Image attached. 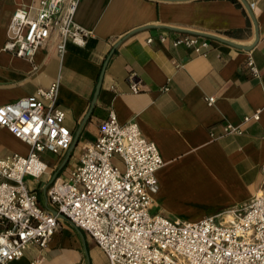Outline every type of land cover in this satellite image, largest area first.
<instances>
[{
  "label": "crops",
  "instance_id": "0c3cea01",
  "mask_svg": "<svg viewBox=\"0 0 264 264\" xmlns=\"http://www.w3.org/2000/svg\"><path fill=\"white\" fill-rule=\"evenodd\" d=\"M31 1L0 0V105L59 80L58 102L74 140L62 154L42 152L49 172L26 177L42 205L49 206L48 187L67 176L111 110L122 123L137 121L159 147L156 212L201 218L240 208L264 191V0H82L76 20L90 32L86 44L68 42L60 56L49 40L33 62L3 49L14 10ZM186 32L209 39L206 54L173 43ZM249 54L258 75L247 65ZM258 109L259 120L243 121ZM229 122L243 132L226 133ZM29 149L0 126V156ZM189 193L193 201L182 197ZM35 259L107 264L93 236L65 218L45 248L30 244L4 264Z\"/></svg>",
  "mask_w": 264,
  "mask_h": 264
},
{
  "label": "built area",
  "instance_id": "2783aa9c",
  "mask_svg": "<svg viewBox=\"0 0 264 264\" xmlns=\"http://www.w3.org/2000/svg\"><path fill=\"white\" fill-rule=\"evenodd\" d=\"M81 1L21 4L12 14L3 49L33 62L49 40L60 56L68 42L85 45L90 32L76 20ZM173 43L203 55L211 46L206 37L187 32ZM247 65L252 74H259L251 54ZM129 79L132 90L139 91L134 76ZM58 93L57 79L47 89L0 105V126L30 145L26 154L0 156V264L21 257L30 244L45 248L61 218L91 234L107 264H264V191L240 208L197 220L152 212L163 157L137 121L122 123L114 110L67 176L48 187L49 206L42 205L26 177L41 178L49 171L42 152L62 154L74 140ZM213 100L209 97L210 103ZM260 113L258 109L245 115L243 121L259 120ZM224 131L243 129L229 122Z\"/></svg>",
  "mask_w": 264,
  "mask_h": 264
},
{
  "label": "rangeland",
  "instance_id": "374dc122",
  "mask_svg": "<svg viewBox=\"0 0 264 264\" xmlns=\"http://www.w3.org/2000/svg\"><path fill=\"white\" fill-rule=\"evenodd\" d=\"M53 155V154H52ZM51 157L52 156H50L49 158L51 159ZM53 158V157H52ZM31 181V183L34 185V182H35V180L34 179H31L30 180ZM187 196V197H186ZM182 197L183 198H185L186 197V199L187 200H189V201H193L194 200V197L192 196V195H190V193L189 194H184V195H182ZM191 199V200H190ZM185 200V199H184ZM186 201V200H185ZM189 201H186V203H189ZM190 209V211L191 210H195V209H191V208H189ZM152 212H156L157 211V209L156 208H153L152 210H151ZM172 217H179V218H181V219H185V220H197V219H200V218H197V217H195L194 216V214L193 213H188V214H186V216H176V215H173Z\"/></svg>",
  "mask_w": 264,
  "mask_h": 264
},
{
  "label": "bare ground",
  "instance_id": "6f19581e",
  "mask_svg": "<svg viewBox=\"0 0 264 264\" xmlns=\"http://www.w3.org/2000/svg\"><path fill=\"white\" fill-rule=\"evenodd\" d=\"M50 170V169H49ZM49 172V171H48Z\"/></svg>",
  "mask_w": 264,
  "mask_h": 264
}]
</instances>
